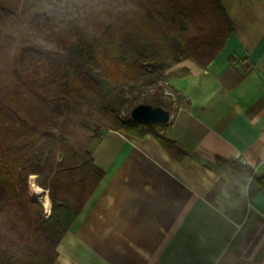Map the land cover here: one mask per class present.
Returning a JSON list of instances; mask_svg holds the SVG:
<instances>
[{
	"label": "trees",
	"instance_id": "1",
	"mask_svg": "<svg viewBox=\"0 0 264 264\" xmlns=\"http://www.w3.org/2000/svg\"><path fill=\"white\" fill-rule=\"evenodd\" d=\"M231 32L218 0L0 5V264H53L103 177L93 140L104 130L154 135L164 125L133 122L130 110L123 116V89L167 57L205 67ZM30 175L47 191L48 214L30 195Z\"/></svg>",
	"mask_w": 264,
	"mask_h": 264
},
{
	"label": "crops",
	"instance_id": "2",
	"mask_svg": "<svg viewBox=\"0 0 264 264\" xmlns=\"http://www.w3.org/2000/svg\"><path fill=\"white\" fill-rule=\"evenodd\" d=\"M218 1L232 32L205 67L166 66L169 122L91 143L103 177L53 264H264V0Z\"/></svg>",
	"mask_w": 264,
	"mask_h": 264
},
{
	"label": "rangeland",
	"instance_id": "3",
	"mask_svg": "<svg viewBox=\"0 0 264 264\" xmlns=\"http://www.w3.org/2000/svg\"><path fill=\"white\" fill-rule=\"evenodd\" d=\"M26 1L28 0H0V5L5 8L16 9L24 5ZM179 61H174L170 57L164 58L157 64V68L153 72H149L138 82L130 83L127 87H125L122 93V115L126 116L131 108L140 103H150L152 105H158L165 109H168L170 113L176 110L179 105H182L184 103L183 97L177 92L169 89L165 84V81L170 76L166 73V66L177 63ZM100 82L104 87L106 93L108 94L112 106L116 107L119 103L117 97H115L113 93L110 92V89L107 87L104 81L100 80ZM33 185L39 187L37 184L36 175H30L28 178L29 192L37 202L43 205L45 213L48 214L50 212L51 204H49L48 207L45 206L42 196L39 197L35 195L36 191L33 190ZM39 188L42 189L41 187ZM42 190L45 191L42 192V195L45 194V196L49 200L47 191L44 189Z\"/></svg>",
	"mask_w": 264,
	"mask_h": 264
},
{
	"label": "water",
	"instance_id": "4",
	"mask_svg": "<svg viewBox=\"0 0 264 264\" xmlns=\"http://www.w3.org/2000/svg\"><path fill=\"white\" fill-rule=\"evenodd\" d=\"M129 117L133 122L138 124L153 126L168 123L171 113L168 109L158 105L140 103L130 109Z\"/></svg>",
	"mask_w": 264,
	"mask_h": 264
},
{
	"label": "bare ground",
	"instance_id": "5",
	"mask_svg": "<svg viewBox=\"0 0 264 264\" xmlns=\"http://www.w3.org/2000/svg\"><path fill=\"white\" fill-rule=\"evenodd\" d=\"M31 183V182H30ZM33 190L34 191H36L35 192V195L36 196H42V198H43V200H44V204H45V206H49V201H48V199H47V197L45 196V194H43L42 195V192H45V191H43L42 189H40L39 187H37L36 185H33ZM40 192V193H39Z\"/></svg>",
	"mask_w": 264,
	"mask_h": 264
},
{
	"label": "built area",
	"instance_id": "6",
	"mask_svg": "<svg viewBox=\"0 0 264 264\" xmlns=\"http://www.w3.org/2000/svg\"><path fill=\"white\" fill-rule=\"evenodd\" d=\"M242 163H245V160H242Z\"/></svg>",
	"mask_w": 264,
	"mask_h": 264
}]
</instances>
